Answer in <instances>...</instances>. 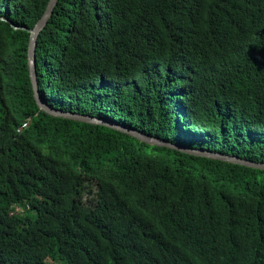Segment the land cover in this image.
Wrapping results in <instances>:
<instances>
[{
	"label": "trees",
	"instance_id": "16d2710c",
	"mask_svg": "<svg viewBox=\"0 0 264 264\" xmlns=\"http://www.w3.org/2000/svg\"><path fill=\"white\" fill-rule=\"evenodd\" d=\"M49 1L0 0V264H264V169L39 110ZM35 71L52 109L264 164V0H59Z\"/></svg>",
	"mask_w": 264,
	"mask_h": 264
},
{
	"label": "water",
	"instance_id": "95a60500",
	"mask_svg": "<svg viewBox=\"0 0 264 264\" xmlns=\"http://www.w3.org/2000/svg\"><path fill=\"white\" fill-rule=\"evenodd\" d=\"M58 1L59 0H50L48 2L47 8H45L43 15L35 23L32 30H29L27 64H28L30 82H31L32 90H33V97H34L35 103L37 104L40 111L44 112L45 114H47L48 116H51V117L56 116V117L67 118L70 120H75L78 122L106 126V127L115 129L117 131L132 135V136L136 137L137 139L143 140L147 143L170 147V148L176 149V150L183 152V153H188V154H193L196 156H204V157H208V158L218 159L221 161L236 163V164L245 165L248 167L264 169V164H261V163H254V162H251V161H248L245 159L238 158L236 156H230V155H225V154H221V153H214V152H209V151H204V150L190 149V148L182 146V145H174V144H171L169 142H166V141H163L160 139H154V138H151L148 136L141 135L140 133H138L132 129L126 128V127H124L118 123H115V122L107 120V119H101V118L91 117V116H87V115L76 114L73 112L62 111V110L55 109V108L52 109L48 105H46L40 99L39 94H38L36 71H35V47H36V41H37V38L39 36V33L42 32L43 29L46 27V24H47L49 18L52 16L53 10H54L55 6L58 4ZM14 29H18V28L14 26ZM21 29H25V28L22 27Z\"/></svg>",
	"mask_w": 264,
	"mask_h": 264
},
{
	"label": "rangeland",
	"instance_id": "374dc122",
	"mask_svg": "<svg viewBox=\"0 0 264 264\" xmlns=\"http://www.w3.org/2000/svg\"><path fill=\"white\" fill-rule=\"evenodd\" d=\"M15 212H11V215L14 214Z\"/></svg>",
	"mask_w": 264,
	"mask_h": 264
}]
</instances>
